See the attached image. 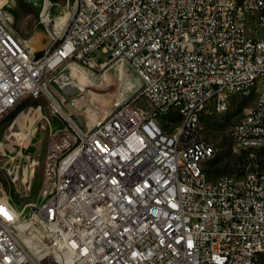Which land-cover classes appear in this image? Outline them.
<instances>
[{"label":"built area","instance_id":"built-area-1","mask_svg":"<svg viewBox=\"0 0 264 264\" xmlns=\"http://www.w3.org/2000/svg\"><path fill=\"white\" fill-rule=\"evenodd\" d=\"M263 29L264 0H73L63 34L47 27L34 52L0 4V121L43 98L45 119L64 123L27 212L0 185V264H261L264 171L252 154L241 174L210 180L202 120L253 93L229 137L264 149ZM112 60L137 73L140 92L77 124L69 68Z\"/></svg>","mask_w":264,"mask_h":264},{"label":"rangeland","instance_id":"rangeland-1","mask_svg":"<svg viewBox=\"0 0 264 264\" xmlns=\"http://www.w3.org/2000/svg\"><path fill=\"white\" fill-rule=\"evenodd\" d=\"M0 4L13 15L23 39L29 42L45 33L43 42L47 45V27L52 28L56 18L72 11L73 0H62L61 3L52 0H0ZM46 16L47 24L43 23ZM109 55L101 50L95 53L98 61L108 60ZM68 71L75 72L72 79L78 87L72 96L75 105L69 111L81 126L110 114L140 92L141 80L137 73L128 64L117 60L110 61L102 70L69 68ZM253 99V93L235 95L230 98L227 112L204 116V136L216 148L214 156L205 163L210 180L222 175L241 174L244 167L252 164V154L264 171V149L236 150L229 137L232 127L245 114ZM119 102L121 104L116 106ZM138 105L146 107L147 104L140 98ZM46 115L49 113L43 98H27L0 121V185L16 207L26 208L25 212L38 199L51 130L64 125L60 120L47 121ZM172 118L171 115L166 117L168 120ZM261 264H264V258Z\"/></svg>","mask_w":264,"mask_h":264},{"label":"bare ground","instance_id":"bare-ground-1","mask_svg":"<svg viewBox=\"0 0 264 264\" xmlns=\"http://www.w3.org/2000/svg\"><path fill=\"white\" fill-rule=\"evenodd\" d=\"M3 8V7H1ZM72 17V11H66L64 14H62L61 16H59L58 18H56L53 22L54 27H52L54 30H56V33L59 35H62L66 26L68 25L70 18ZM48 18L47 16L44 18V22L45 24H47ZM47 35V34H46ZM43 36H45V33L42 34L41 36H33L34 38H31L28 42V44L31 46L32 50L34 52H38L39 50L45 48L47 45L45 42H43ZM48 36V35H47ZM124 101V100H123ZM121 101V103L123 102ZM120 102L116 105H120ZM106 116H108L107 114L99 119H96L94 122H99L100 120H102L103 118H105Z\"/></svg>","mask_w":264,"mask_h":264},{"label":"trees","instance_id":"trees-1","mask_svg":"<svg viewBox=\"0 0 264 264\" xmlns=\"http://www.w3.org/2000/svg\"><path fill=\"white\" fill-rule=\"evenodd\" d=\"M53 2H56V3H61L62 0H52Z\"/></svg>","mask_w":264,"mask_h":264}]
</instances>
